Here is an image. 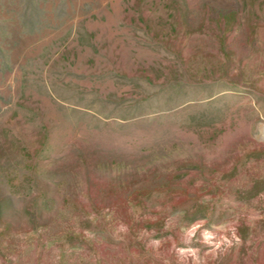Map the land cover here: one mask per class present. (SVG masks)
<instances>
[{"label": "rangeland", "instance_id": "obj_1", "mask_svg": "<svg viewBox=\"0 0 264 264\" xmlns=\"http://www.w3.org/2000/svg\"><path fill=\"white\" fill-rule=\"evenodd\" d=\"M0 264H264V0H0Z\"/></svg>", "mask_w": 264, "mask_h": 264}]
</instances>
